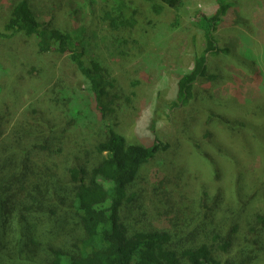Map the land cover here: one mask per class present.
<instances>
[{
  "label": "trees",
  "instance_id": "obj_1",
  "mask_svg": "<svg viewBox=\"0 0 264 264\" xmlns=\"http://www.w3.org/2000/svg\"><path fill=\"white\" fill-rule=\"evenodd\" d=\"M102 1L99 21L130 32L123 42L126 48L113 52L104 64L91 59L94 33L78 22L77 11L63 23L55 15L42 22L31 0H10L0 25V264H264V206L250 208V201H242L247 198L243 188L237 194L242 202L231 210L203 191L198 207L206 210L211 204L216 217L205 214L204 222L179 234L166 212L151 220L142 210L132 225L122 219L124 205L141 198L139 181L146 166L168 145L156 137L131 144L119 132L121 104L131 105L137 82L122 87L115 73L141 56L135 48L144 32L141 21L150 24L153 14L176 10L182 0ZM216 3L212 16L196 13L206 47L178 79L174 106L193 100L194 84L209 77L210 58L229 53L219 45L217 32L234 2ZM52 55L68 56L86 81L92 97L89 110L71 111L59 76L37 61ZM36 99L35 105L21 107V102ZM55 108L59 111L53 120L44 118ZM90 114L98 118L94 122L99 128L90 151L78 145L60 164L40 163L43 151L50 155L63 150L55 148L62 143L55 134L68 132L60 127L74 129ZM209 140L213 151L227 147L213 135ZM258 188H253L252 200Z\"/></svg>",
  "mask_w": 264,
  "mask_h": 264
},
{
  "label": "rangeland",
  "instance_id": "obj_2",
  "mask_svg": "<svg viewBox=\"0 0 264 264\" xmlns=\"http://www.w3.org/2000/svg\"><path fill=\"white\" fill-rule=\"evenodd\" d=\"M233 2L229 16L223 19L225 24L217 32L222 40L219 45L228 48L229 53L208 57L209 77L194 84L193 100L186 106H174L177 81L192 69L195 55L206 47L204 27L196 13L212 16L217 10L216 0H182L176 10L153 14L150 24L142 20L144 32L139 33L135 44L141 56L115 73L122 87L137 82L131 105L121 104L116 120L119 132L131 144L156 137L168 145L166 152L151 160L143 171L140 200L125 203L121 209L122 219L129 225L138 222L140 211L146 210L145 217L151 220L166 212L178 234L192 230L205 221V214L216 217L209 209L211 204L206 210L198 207L203 191L230 210L242 201H250V208L264 206L260 194H264V0ZM9 5L10 0L0 1V25ZM31 6L42 22L55 15L63 23L77 11L78 22L91 27L94 33L92 60L107 63L113 52L126 48L123 42L130 32L112 30L99 21L98 17L104 15L102 0H31ZM236 21L238 25L233 23ZM130 38L136 39V33ZM37 61L59 76L71 111L90 109L88 84L68 56L52 55ZM2 71L0 67V77ZM35 102L37 99L23 101L21 107ZM34 109L37 111V107ZM57 109L47 111L44 118L53 120ZM96 119L90 114L74 129L60 127L68 132L55 134L56 138L62 137L55 148L63 150L50 155L43 151L39 158L44 162L40 163L60 164L75 154L78 145L90 151L92 138L99 130ZM210 135L227 147L213 151L208 143ZM236 173L240 175L239 183L234 180ZM255 187L261 191L252 200ZM240 188L247 192L242 201L237 196Z\"/></svg>",
  "mask_w": 264,
  "mask_h": 264
}]
</instances>
